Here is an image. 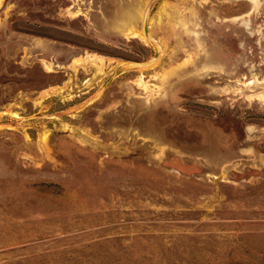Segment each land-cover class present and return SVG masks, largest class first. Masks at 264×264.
Listing matches in <instances>:
<instances>
[{"label": "rangeland", "instance_id": "rangeland-1", "mask_svg": "<svg viewBox=\"0 0 264 264\" xmlns=\"http://www.w3.org/2000/svg\"><path fill=\"white\" fill-rule=\"evenodd\" d=\"M0 264H264V0H0Z\"/></svg>", "mask_w": 264, "mask_h": 264}, {"label": "water", "instance_id": "water-1", "mask_svg": "<svg viewBox=\"0 0 264 264\" xmlns=\"http://www.w3.org/2000/svg\"><path fill=\"white\" fill-rule=\"evenodd\" d=\"M143 33H144V36L149 40L151 41L152 43H154V46H155V55L153 57V60L157 59L159 57V49L157 47V45L155 44V42H153V40L149 37V34H148V30H147V13L145 14V17H144V21H143ZM152 63V61H148V62H142V63H128L130 66H136V67H146L148 65H150Z\"/></svg>", "mask_w": 264, "mask_h": 264}]
</instances>
